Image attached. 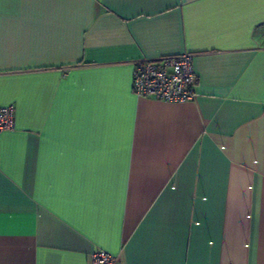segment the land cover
<instances>
[{"label":"crops","instance_id":"0c3cea01","mask_svg":"<svg viewBox=\"0 0 264 264\" xmlns=\"http://www.w3.org/2000/svg\"><path fill=\"white\" fill-rule=\"evenodd\" d=\"M193 53L195 97L131 89ZM0 264H264V0H0Z\"/></svg>","mask_w":264,"mask_h":264},{"label":"built area","instance_id":"2783aa9c","mask_svg":"<svg viewBox=\"0 0 264 264\" xmlns=\"http://www.w3.org/2000/svg\"><path fill=\"white\" fill-rule=\"evenodd\" d=\"M193 53L185 52L157 60L138 61L133 69L131 89L138 98L148 97L168 102H185L195 97L196 76ZM14 107H0V132L14 130ZM88 264H118L119 258L105 250L89 255Z\"/></svg>","mask_w":264,"mask_h":264}]
</instances>
